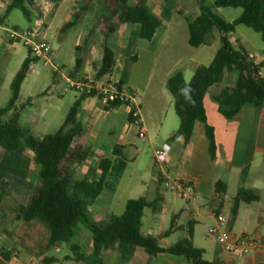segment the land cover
<instances>
[{"label": "crops", "instance_id": "0c3cea01", "mask_svg": "<svg viewBox=\"0 0 264 264\" xmlns=\"http://www.w3.org/2000/svg\"><path fill=\"white\" fill-rule=\"evenodd\" d=\"M169 1L171 3V0H147V4H151V7H147L159 18L160 26L152 39H145L139 35L138 23H121L102 0H92L84 9L82 6L86 0H25L32 13L30 20L26 18L30 22L27 28L8 22L10 12L6 14V8L11 0H0V107L8 104L12 96V80L30 55L24 44L25 48H22V43L10 41L9 31L38 29L40 37L49 41L55 50L51 64L54 80L63 79L59 75L63 72L61 67L69 65V71L65 73L68 76L92 83L117 80L122 91L137 93L140 97V122L146 130L142 147L137 145L140 139L138 126L129 120V104L132 100L111 110L103 108L105 100L100 94L87 96L81 102L77 120L84 134L75 139L73 147L82 145L83 148H89V153L81 163L71 165L73 177L96 180L101 173L100 160H111L104 187L88 206L90 221L98 225L105 224L112 215L124 212L129 199L143 196L148 201H159L156 207L147 206L144 209L141 232L157 237L163 248L184 238H190L198 247L195 244L196 235L204 230L205 225L209 228L215 224V211L225 214L227 228L234 235L253 236L264 243V104H245L237 116H224L214 95L226 87L234 86L238 78L237 72L227 71L220 82L209 87L203 99L207 120L215 131L216 157H211L205 124L201 120L195 121L188 138L178 136L170 139L178 129L180 119L177 120L170 112L172 109L175 111V108L174 97L166 87L168 78L174 72L182 71L185 80L190 81L197 67L202 65L201 59L207 58L209 64L219 47L213 48L208 37L204 44L195 47L196 52L187 57L180 68H170L168 56L163 52L170 24L164 29L166 34H159L163 18L172 13ZM103 16L117 24L114 32L107 33L102 22ZM72 31L74 39L70 36ZM235 33L236 29L228 34L231 43L237 41L243 45L242 39L232 38ZM221 35L219 30L217 37L220 42ZM106 45L115 51L116 64L111 74L98 78ZM248 52L256 62L264 58L263 52L259 56L250 50ZM34 59L22 83L19 99L31 69L34 70V64L40 60ZM77 59L80 60L79 64ZM36 73L39 74L40 70ZM261 76L264 77V67ZM50 92L51 96L48 95ZM39 94L44 96V100L37 106L34 100ZM53 94L54 91L49 87L42 92H35L26 101L33 110L24 112L25 102L21 108L20 122L24 117V126L38 138L48 134L47 128L60 113L65 119L81 92L76 90L77 96L69 101L68 109L63 106L66 89L56 91L57 99ZM23 113L27 114L24 116ZM6 115L8 118L10 113ZM168 117L169 121L166 122ZM116 144L124 146V156L113 153ZM156 149H161L164 165L157 162ZM34 156L33 150L28 147L15 150L0 148V264H87L75 259L73 253L58 257L55 253L62 251V243H53L49 224L41 218L26 220L23 216L41 182V165ZM134 163H137L136 167L141 173L135 171ZM160 174L165 178H180L194 183V199L187 203L177 189L165 188L159 181ZM241 187L254 190L259 194V199L240 201L234 211V197ZM228 197L231 198L228 204L230 215L226 210ZM204 232L226 253L223 254L218 248L213 250V259L210 261L215 264H264V250H253L247 254L228 252L208 233V229ZM174 235L183 237L173 241ZM69 245L71 251L74 245L81 252L89 254L93 249L91 230L81 223ZM199 248L204 250V257L212 250ZM101 256L105 264H189L182 255L167 252L150 255L141 246H137L127 259L112 248L103 249ZM46 257H54L55 260L45 263Z\"/></svg>", "mask_w": 264, "mask_h": 264}, {"label": "trees", "instance_id": "16d2710c", "mask_svg": "<svg viewBox=\"0 0 264 264\" xmlns=\"http://www.w3.org/2000/svg\"><path fill=\"white\" fill-rule=\"evenodd\" d=\"M91 1L86 0L82 8H87ZM102 1L121 23H138L139 35L142 38L152 39L160 26L159 18L148 9L147 0H138L135 4H130L129 0ZM204 2L205 0H199L201 12L197 16L187 17L188 43L193 47L201 46L217 27L222 34L221 45L209 64L197 67L190 81L185 80L182 71H176L168 78L166 87L174 97V108L180 119V125L170 139L173 140L178 136L188 138L195 121L201 120L205 124L209 151L214 159L217 152L215 131L207 120L203 104L209 87L220 82L227 71L238 73L234 86L226 87L214 95L220 112L227 118L237 116L245 104L256 106L264 104V77L261 76L264 58L260 62L254 61L244 46L235 48L228 37L237 25L243 24L259 32L264 43V0H215V7L242 9L241 15L233 21L221 17ZM14 8L21 9L29 20L32 18L31 10L25 0H11L6 8V14ZM102 22L107 33L117 29V24L113 20L103 16ZM30 55L23 61L12 80V96L8 104L0 107V146L7 150L28 147L33 150L35 161L41 165V182L24 210V218L26 220L41 218L47 222L51 228V239L54 244L70 242L76 235L79 225L85 224L92 232L93 249L86 254L73 245L72 253L75 259L87 264H105L101 252L108 248L118 250L122 257L127 259L131 257L137 246L143 247L150 255L163 252L182 255L187 258L189 264H215L204 257V250L195 246L190 238L181 239L176 244L163 248L159 245L157 237L144 235L141 232L144 209L147 206L156 207L158 199L148 201L143 196L131 198L126 202L122 214L112 215L102 225L88 219V206L101 193L111 160L109 158L100 160L101 173L96 180H90L88 177L75 179L71 165L81 163L89 153V148H83L82 145L73 147V144L76 138L84 134V129L77 120L81 102L85 97L96 96L97 93L94 91L89 94L81 93L68 110L61 127L54 133L38 138L20 122L21 108L24 104H18L22 83L35 60ZM79 63L80 60L77 59V64ZM115 64V51L106 45L97 77L111 74ZM100 97L103 98V95L100 94ZM128 103V100L120 98L107 99L103 108L117 109ZM8 113H10L9 117L4 119ZM129 120L135 121L131 113H129ZM123 148V145L116 144L113 153L124 156ZM158 178L161 182L164 179L161 174ZM218 184L220 185V182ZM258 199L257 192L241 187L234 197V211L238 208L240 201L251 202ZM54 260V257H46L44 262L49 263Z\"/></svg>", "mask_w": 264, "mask_h": 264}, {"label": "rangeland", "instance_id": "374dc122", "mask_svg": "<svg viewBox=\"0 0 264 264\" xmlns=\"http://www.w3.org/2000/svg\"><path fill=\"white\" fill-rule=\"evenodd\" d=\"M137 1L138 0H129V3L135 4L137 3ZM214 1L215 0H205L204 4L206 6H209L215 13H217L218 15H220L221 17L229 21L235 20L242 13V9L239 7L237 8L235 7H215ZM174 2L175 0H171V3L169 1V4H170L169 6H171L172 13L170 16H167V18H163L162 29L159 31L160 32L159 34L161 35V33L164 32V29L166 28V26L170 24L171 28L169 29L167 41L165 42L163 52L166 53L168 56V62H169L170 68L177 69L181 67L183 61L186 60L187 57L193 55V53H195L197 50L195 47L191 46L188 43V33H189L188 30L189 29H188L186 17L192 18L198 15L201 12V6L199 3V0H176V2L175 3ZM147 5L148 7H151V4L148 3ZM7 20L11 25H14V24L19 25L22 28H27L30 25V22L26 19L25 15L19 8L12 9L7 16ZM164 33L166 34V31ZM218 34H219V29L215 27L209 35L213 48L220 47L221 45V42L219 41V38L217 37ZM70 36L74 39L73 31L70 34ZM232 38L242 39L241 40L242 41L241 43L243 44L242 46H244L247 50L252 51V53L256 54L257 56H259L263 52L264 43H263L261 34L246 25H243V24L237 25L236 33L232 35ZM21 46L22 48H25L23 43L21 44ZM233 46L235 48H239L241 44L240 42L234 41ZM207 61H208L207 58H202L201 59L202 65L207 64ZM142 63H144V60ZM34 65H35V68L34 70L31 69V74H29V77L27 78V80L25 81L23 85L21 97L18 101L19 104H23L25 102L24 112H31V110H33V108H31L30 105L26 104L28 97L30 96L33 97L35 92H39V91L42 92L47 87H49L51 91H54L53 95H55V99L58 98V96L56 95V91H61L64 88L66 89L67 95L63 100L64 102L63 106L66 109H68L67 105H69V101H72L77 96L76 90L70 86V84L66 81V79H61V78H58L57 80L53 79L51 75V70L53 69V65L44 64V61L42 59L38 60V62H36ZM37 70H40L39 74L36 73ZM61 70L64 73H68L69 65L62 66ZM187 75H189V72ZM51 94L52 93L50 92L48 95L51 96ZM42 98H44L42 94H39L38 96H36L35 98L36 100L34 101L37 106L40 103H42V101L44 100ZM144 105H145V102H144ZM170 112H172L175 118L179 120L178 119L179 117L176 115L174 109H172V111ZM23 114L25 116L27 113H23ZM63 117H64L63 113H60L57 116L56 121L47 128L46 130L47 133L56 131L60 127V125L63 123V120H64ZM4 119H7V115L4 116ZM168 121H169V117L167 118L166 122ZM21 123L22 125H25L24 117ZM42 131H44V129ZM143 144H144V140L140 138L137 141V145L139 147H142ZM0 148L2 147L0 146ZM149 162L150 164H152L151 158L149 159ZM136 164L137 163H134L133 165L135 166L134 167L135 171L138 173H141V171H139L138 168L136 167ZM230 203H231V198L228 197L226 200V210L229 215H230V207L228 204ZM207 229H208V226L205 225L204 230L199 231V233L196 235V238H195V244L198 245V247H205L206 249H209V248L212 249L211 251L209 250L205 254L206 259L212 260L213 250L218 248L221 251L222 249L218 246L217 242L212 237H209L204 232ZM182 237H183L182 235H174L172 236V239L173 241L174 240L176 241L177 239L182 238ZM221 252H223V250ZM67 253L72 254L69 242H63L62 251L55 253V254L58 257H64ZM223 254H226V253L223 252Z\"/></svg>", "mask_w": 264, "mask_h": 264}, {"label": "built area", "instance_id": "2783aa9c", "mask_svg": "<svg viewBox=\"0 0 264 264\" xmlns=\"http://www.w3.org/2000/svg\"><path fill=\"white\" fill-rule=\"evenodd\" d=\"M9 39L13 43H23L34 58L42 59L44 64H52V57L55 50L51 43L40 37L38 29L17 30L11 29L9 31ZM59 70V68H56ZM61 77L81 93H90L92 91L103 95L104 100L120 98L124 100H132L130 103V111L138 126L139 138L146 139V130L140 122V97L137 93L127 94L121 90L117 80H106L99 83H92L87 80L79 79L75 76H68L61 72ZM161 149L155 150L157 162L164 165L161 159ZM162 181L165 188L177 189L179 195L185 199L187 203L191 202L196 193V185L192 182H187L182 179L165 178ZM215 224L208 228V233L213 235L221 244L223 249L228 252H238L239 254H247L253 250H264V243L259 238L249 235H234L227 228V219L223 212L215 211Z\"/></svg>", "mask_w": 264, "mask_h": 264}]
</instances>
